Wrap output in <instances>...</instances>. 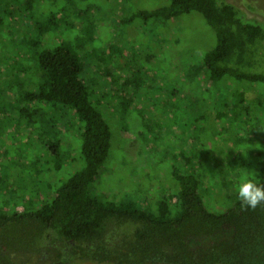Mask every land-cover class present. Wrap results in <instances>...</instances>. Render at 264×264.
Returning a JSON list of instances; mask_svg holds the SVG:
<instances>
[{"label":"trees","instance_id":"16d2710c","mask_svg":"<svg viewBox=\"0 0 264 264\" xmlns=\"http://www.w3.org/2000/svg\"><path fill=\"white\" fill-rule=\"evenodd\" d=\"M65 1L71 5L74 0ZM33 2L16 0L25 12L33 9ZM66 10L67 6L59 11L65 13ZM193 12L200 14L214 30L217 45L206 54L200 67L190 69V77L205 73L206 93L222 88L224 94L230 95L215 100L220 109L217 120L229 117L232 125L240 124L250 134H263L260 128L264 121L252 117L260 110L264 112L262 24L248 19L228 0H171L167 6L140 10L133 17L142 22L166 24ZM64 18L67 19L64 15L60 18L52 15L39 24L35 17L32 27L35 37L22 38L21 45L28 51L24 55H29L36 63L37 90L32 92L30 86L21 81V74L28 71L15 61L0 73V96L8 91L9 94L17 92L13 97L21 120L38 126L41 139L54 148L57 162L55 171L46 170L50 175L62 164L59 136L71 124L64 115V121L58 119L56 126L50 128L45 124L41 105L60 106L62 115L74 112L80 128L82 125L78 139L82 140L85 166L56 188L48 185L37 207L27 204L22 211L18 210L19 206L12 210L0 207V264H76L84 261L96 264H264V203L256 209L243 208L238 195L230 194L225 211L211 209L205 202L208 189L203 188L201 170L194 161L201 160L197 155L185 159L189 168L187 174L176 168L173 170L172 176L179 188L151 206L143 207L131 197L113 199L110 194L98 192L95 184L111 153L113 131L104 112L93 103V91L86 84L85 61L93 54L82 51L84 39L79 37L77 46L71 43L54 48L45 46L44 40L51 27L61 26ZM5 34L11 36L12 32L0 8V43L5 41ZM97 73L98 79L109 80V84L115 86L119 84L110 71ZM107 90L120 92V88ZM114 95L122 105H131L132 100ZM204 101L213 100L205 98ZM35 104H40L39 108L34 107ZM125 110L127 108L123 112ZM33 119L39 120L40 125ZM49 130L52 140L48 139ZM238 136L240 143L243 139ZM210 165L204 163L202 168L214 174L212 182L216 187L219 183L226 187L231 185L233 176L230 177L226 167L244 166L238 165L235 157L222 161L220 166ZM255 174L257 178L253 182L264 187V164ZM210 197L211 204L210 199L215 196ZM213 204L217 207L220 202L215 199Z\"/></svg>","mask_w":264,"mask_h":264},{"label":"rangeland","instance_id":"374dc122","mask_svg":"<svg viewBox=\"0 0 264 264\" xmlns=\"http://www.w3.org/2000/svg\"><path fill=\"white\" fill-rule=\"evenodd\" d=\"M170 1L74 0L67 5L65 0H34L33 9L25 12L16 0H0L5 22L12 32L11 36L5 34V41L0 43V73L16 61L29 72L21 74V81L35 92L36 63L24 55L28 51L21 45L22 38H33L35 17L42 24L49 16H66L61 26L51 27L44 42L49 48L62 43L77 46L80 37L84 39L82 51L93 54L85 61L86 84L93 91V103L104 112L113 131L111 153L95 184L98 192L110 194L113 199L131 197L143 207L151 206L179 188L173 170L187 174L185 159L197 155L201 160L194 161L201 170L202 186L208 189L205 202L214 211L223 212L230 202L228 195H238L242 177L256 180L255 171L264 164V126L260 128L263 134H250L240 124L232 125L229 117L217 120L220 109L215 100L230 95L224 94L222 88L206 93L205 73L190 77V69L200 67L206 54L217 45L214 30L200 14L193 12L166 24L142 22L133 17L140 10H155ZM228 2L240 8L248 19L264 26V0ZM65 6V13L59 11ZM87 8L90 11L85 12ZM105 71L117 79V86L98 79L97 72ZM107 88H120V92L109 93ZM16 93L8 91L0 96V207L12 210L19 206L22 211L27 204L37 207L48 185L56 188L81 171L85 161L81 154L82 140L78 139L82 130L78 116L74 112L62 115L60 106L43 104L44 121L50 128L56 126V120L64 121V115L71 124L59 136L62 164L56 173L50 175L47 171V174L50 168L55 171V150L41 139L38 126L21 120L15 108ZM114 94L119 99L132 100L131 105H122ZM205 98L213 101L205 103ZM252 117L264 121V112L260 110ZM33 121L40 125L39 120ZM49 131L48 139L52 140ZM238 135L243 139L240 143ZM231 157L244 166L226 167L230 177L237 178L233 182L231 178L227 187L220 183L216 187L212 182L214 174L204 171L202 165L220 166ZM210 196H215L210 199L211 204ZM215 199L220 202L217 207L213 204Z\"/></svg>","mask_w":264,"mask_h":264},{"label":"clouds","instance_id":"9594fccd","mask_svg":"<svg viewBox=\"0 0 264 264\" xmlns=\"http://www.w3.org/2000/svg\"><path fill=\"white\" fill-rule=\"evenodd\" d=\"M237 191L243 208L256 209L264 203V187L259 186L247 177H242Z\"/></svg>","mask_w":264,"mask_h":264}]
</instances>
